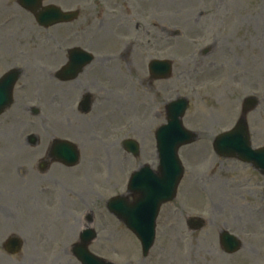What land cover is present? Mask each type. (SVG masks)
<instances>
[{
    "label": "rangeland",
    "instance_id": "rangeland-1",
    "mask_svg": "<svg viewBox=\"0 0 264 264\" xmlns=\"http://www.w3.org/2000/svg\"><path fill=\"white\" fill-rule=\"evenodd\" d=\"M45 3L57 4L65 10L81 9L80 19L71 26L70 37L67 34L70 27L59 26L49 30L41 28L32 13L24 10L17 0H0V75L11 66H24L29 63L20 82L28 83V92L23 93L24 95L18 94L24 104L27 103L26 108L16 102L0 116V264H52L53 261L54 264H80L69 252L52 255L51 250L41 242L39 215L49 216L60 209L69 210L70 206L73 233L67 238L63 236V228L67 224L65 220L54 230V234L50 232L49 235L50 240L60 245V248H69L67 243L72 244L78 240V230L84 214L93 209L91 202H97L100 198V208L106 212L103 203L112 196L127 193L130 171L141 165V162H135L132 158L123 160L120 152L122 150H118L119 155L116 160L112 159L113 162L100 150L95 163L91 164L90 174L84 171V175H70L67 180L58 175L62 185L69 186L83 198H68L67 202L64 200V206L58 198L59 191L40 194L34 189L36 184L29 181L28 175L31 173L32 180L35 179L34 174L40 176L36 164L52 136H67L78 142L59 123L57 113L60 109L56 105L49 108L52 111L49 116L53 117L49 130L41 132H38V125L37 128L28 123L32 116L27 110L30 104H36V79L33 74L37 61L47 65L49 69H56L66 58V48L74 44H83L84 47L100 51V57H105L106 53L111 54L117 61V69L122 66L127 77L125 82L130 81L132 85L136 77L147 84L146 67L152 55L174 59L172 78L159 82L157 96H150L155 98L152 111L140 106L141 101L148 102L150 98L147 94L148 84L142 91L137 88V82L136 89L135 86L132 88L133 100L138 104L137 112L143 114L142 117L149 124L147 130L143 128V136L149 143V153H142L143 159L147 158L152 164L158 161L154 148V129L165 119L166 103L185 95L190 98L191 106L184 124L200 134L199 146L191 148L185 154L187 175L190 171L191 174L193 171L203 173L211 165L216 169L222 166L233 180L240 182L238 186L231 187L229 184L226 189L222 187L229 194L227 204L217 208L218 213L215 215L212 204L209 216L206 214L209 227L193 235L184 228L182 217L179 212L174 211V206H165L158 218L160 224L155 244L146 259L142 256L140 242L129 235L128 229L122 223L111 215H100V241L92 245L98 255L118 264H264V176L256 175L250 165L242 164L235 158L226 159L209 154L213 150V138L232 128L239 119L245 97L252 95V90L264 88V0H45ZM102 15L106 17L105 21L100 19ZM118 20L124 26H120ZM104 22L107 24L101 26ZM24 30L27 31L24 33ZM75 31H79L80 35L75 34ZM167 31L178 32L179 35L173 37L169 34L167 40L159 41L158 45L157 42H152L157 45L155 52L144 48L150 35L158 38L161 32L163 38ZM47 40L49 43H45ZM133 42L134 45H131ZM215 42L218 49L215 47V53L208 58V61H214L215 66L194 74L190 67L191 62L200 57L202 47ZM130 45L133 51H130ZM57 49L63 50L58 52L59 60L51 61L45 57L46 52ZM122 53L133 58L135 65H126L123 59L128 58L122 56ZM220 63L225 65L222 64V70L218 65ZM110 74L100 68V71L89 78H83L82 89L90 88V83H97L98 86L99 80L100 86L109 85L112 81L114 87L112 78L108 77ZM127 85L130 87L129 83ZM41 88L44 91L46 84H42ZM79 94V90L73 91L70 101L74 102L75 95L78 97ZM102 97L100 94V100ZM105 107L106 104L100 109L104 110ZM130 107L124 109V117L114 116L117 117V126L108 115L106 121L103 119L104 124H110L114 130L110 129L106 133L109 129L106 128L103 133L100 129V139L103 138L102 134L110 139L113 133V139L119 138V142L127 135H137L136 132L131 133L128 128H123L130 118ZM248 122L253 145L264 146V113L260 109L253 110L248 114ZM35 132L40 134L43 143L40 147L32 148L26 143V138ZM21 135L24 137H19L23 140L20 145L25 146V149L16 154L8 140ZM87 177L91 185L84 187L81 180ZM223 177L226 176L221 178ZM25 182L31 183L30 201L24 199L23 195L20 198ZM8 188L11 189L9 192L5 190ZM56 188L59 190L62 187ZM193 189L194 186L189 184L184 191L185 197L182 196V201L186 202L187 207L182 215L203 210L200 207L194 208L189 201ZM93 190H97V195H92ZM63 191L65 190L62 188ZM26 192L27 190L24 194ZM198 204L207 208V195ZM256 208H259V213L254 212ZM224 227L240 234L244 241L240 255L230 261L224 259L225 253L219 247L218 232ZM244 232L252 233L253 236L246 238L243 236ZM12 234L22 237L25 242L22 252L15 256L6 253L2 245ZM42 239L44 242L48 241L47 235Z\"/></svg>",
    "mask_w": 264,
    "mask_h": 264
},
{
    "label": "bare ground",
    "instance_id": "bare-ground-1",
    "mask_svg": "<svg viewBox=\"0 0 264 264\" xmlns=\"http://www.w3.org/2000/svg\"><path fill=\"white\" fill-rule=\"evenodd\" d=\"M263 7V6H262ZM262 7H259V8H262ZM183 18V17H182ZM112 97H110V99H112ZM117 100L120 101V97L119 96H116ZM110 99L107 100L108 104L110 105L109 101ZM60 100V99H59ZM82 122V120L80 119L78 121V123H76V125H79L80 123ZM74 128V127H73ZM81 135L83 134V132L85 131V126L82 125L81 126ZM89 137V141L92 143V144H95V141L93 140V137L91 136H88ZM16 139L15 138H10L8 140V143H11V148L13 149V151L18 154V152L21 150V147L20 145L17 143V142H14ZM13 142L15 143V145L13 144ZM221 185V184H220ZM6 191L9 192V190L11 189H5ZM14 192V191H13ZM211 193L213 195V201H214V212L215 213H218L216 208L218 207H221V206H224L225 204H227V201H228V197H229V194L225 193L223 190H222V187L221 186H215L212 190H211ZM10 195H12V193L10 192ZM13 197V196H12ZM45 226V225H44ZM47 227V226H45ZM50 231L54 234V230L50 229ZM74 231V228L68 224L66 226H64V231L62 232L63 236L64 237H69Z\"/></svg>",
    "mask_w": 264,
    "mask_h": 264
},
{
    "label": "water",
    "instance_id": "water-1",
    "mask_svg": "<svg viewBox=\"0 0 264 264\" xmlns=\"http://www.w3.org/2000/svg\"><path fill=\"white\" fill-rule=\"evenodd\" d=\"M22 2V4L25 6V7H27V8H30V6L32 5V4H34V2H33V0H21ZM34 7H36V5L34 6ZM33 7V8H34ZM41 15H42V13L41 12H39V13H37V18H38V20H39V22H41V23H43V24H45V25H48V24H50V23H53V22H55V21H59V20H63V19H69V17H71V16H73L74 14H63V13H61L60 12V16H61V18H58V19H56V20H53L54 18H51V20H48V21H43L40 17H41ZM1 92H2V90H0ZM0 97H2V98H0V108H1V106H2V104L3 103H5V97L2 95V96H0ZM238 131L237 130H235L234 132H232V133H237ZM230 135V134H229ZM225 136H223L222 138H224ZM222 138L221 139H219L218 140V142H217V144H218V147H220V148H222L221 147V145H223L222 143H221V140H222ZM181 141L182 140H180V142H178L177 143V145H179V144H181ZM243 145H245L244 143H243ZM223 151H225V152H227V153H235L236 151L232 148H230V149H222ZM264 149H262V151L260 152V151H256V152H259V153H257V154H260V156L262 157V158H264V151H263ZM248 152V154H253V153H256V152H252V151H250V150H248L247 151ZM239 154L243 157V158H246V159H248V156L246 155V152L245 151H243V153H242V151L241 150H239ZM131 186H133V184H131ZM149 188H150V185H148V186H146L144 189H145V193L148 195V194H150V190H149ZM143 191V190H142ZM80 257H81V259H82V261L83 262H85L86 263V256L84 255V254H81L80 255Z\"/></svg>",
    "mask_w": 264,
    "mask_h": 264
},
{
    "label": "flooded vegetation",
    "instance_id": "flooded-vegetation-1",
    "mask_svg": "<svg viewBox=\"0 0 264 264\" xmlns=\"http://www.w3.org/2000/svg\"><path fill=\"white\" fill-rule=\"evenodd\" d=\"M93 121L96 123V125H98V123H99V116H98V114L95 115V117L93 118Z\"/></svg>",
    "mask_w": 264,
    "mask_h": 264
}]
</instances>
